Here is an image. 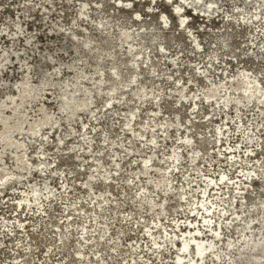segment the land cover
Segmentation results:
<instances>
[{
  "label": "rangeland",
  "instance_id": "1",
  "mask_svg": "<svg viewBox=\"0 0 264 264\" xmlns=\"http://www.w3.org/2000/svg\"><path fill=\"white\" fill-rule=\"evenodd\" d=\"M122 1L128 2V5L131 4V9L128 12L124 11L122 7L120 9L115 7L114 3H118L117 0H107L109 7L105 6L103 14H99L98 9H95L98 6L97 0H90L87 5L89 20L79 19L74 22L73 17H76L75 14L77 15L82 0H0V54L3 53L0 57V100H2L0 111L5 113L10 110L8 102L11 101V98L5 96L14 94L16 83L19 82V88L15 101H21L22 95L26 94L27 84H30L35 87V91L29 98L36 102L30 107L27 100L21 101L20 109L22 112H26V115L23 116L25 118L27 116L30 121L50 117L52 122L59 121L60 126L62 125L59 127L61 130L58 133L44 128L38 141L32 140L27 143L25 162L31 165L33 173L20 175L17 187L13 186L0 191V264H89L93 259L97 264H172L178 249V239H176V243H171L164 241L165 238L162 239L161 236L166 231L175 234L186 229V224H189L186 219L190 214V202L200 199L201 190L205 184L204 179L207 176L216 178L222 171L227 172L231 183H222V186L226 185L225 188L208 189L206 197L209 199L208 202H214L212 213L215 211L218 213L221 208L229 207L230 210L223 217H231L229 221L232 223L227 222V218H219V214H215L213 224L218 226L222 224L224 227L222 238L216 247L221 251L222 259L215 258L214 261V254L211 253L206 258V264H229L230 257L238 256V246L241 243L239 242L236 248L230 250L227 249L228 245L225 243L228 239H238L241 233H249L252 238V236H256L258 233L259 236L263 232L258 224L263 218L262 210L264 209V110L261 111L256 107L255 98L246 105H242V110L238 109L237 111L232 107L233 105L229 108L221 107L222 101L212 104L205 99V94L208 93L210 84L220 82L225 86L220 88L222 91L219 98L226 90L234 91L231 87L232 83H227V81L231 78L234 79V75L239 71L247 72L252 80H257L260 86H263L264 90V2L262 7H259V2L256 0H252L246 5L243 0H218L214 4L217 8L216 15H211L210 19L206 21H203L202 16L193 15L190 9L183 7L182 12H186V19L190 26L183 29L177 24L178 17L172 13L173 6L169 5L166 0H156L157 5L152 9L148 7V0L142 2ZM179 1L183 2V0ZM206 1L208 0L201 2ZM195 2L193 1L197 5ZM240 4L244 6V10L239 7ZM203 6L206 8V4ZM150 10L154 11L152 20L148 15ZM240 10L244 11L248 23L242 22L243 15L238 13ZM135 11L139 12L138 17L133 16ZM256 11L260 12L258 17L253 16ZM162 12L167 14L169 28H162L158 16ZM219 13L221 15L217 16ZM109 14H113L115 18L113 16L109 18ZM121 15L127 16L126 26L133 32L139 30L148 32L149 35L145 40L146 48L143 47L142 50L146 56L158 63V69L156 67L154 71L153 67L145 64L144 58L140 57L135 67L142 74L136 73L138 81L131 83V77L136 70L130 69V66L133 65L129 61L131 53L125 54L128 44L116 48L118 56L122 57L125 54L123 57L126 58L124 71L127 76L121 85L122 92L119 91L115 95L112 100L113 106L108 109L105 106L108 91L116 84V79L112 76V64L106 60L107 62L103 63V68L93 72L95 59H88L87 62L84 58L85 50L81 46L76 49L75 40L77 42L83 39L88 43L90 38H83L84 32L98 38V30L95 29L98 19L112 21L110 23L113 24L115 30L111 27L110 34L116 40ZM223 16H225V22L222 21ZM66 17L71 19L68 20ZM134 17L143 19L145 22L148 21V23L141 25L140 22L135 21ZM227 19L234 20L232 26L226 25ZM239 22H242L243 25H239ZM17 24L21 26V33L16 31ZM90 24H92L91 27ZM156 33H163V37L158 38L154 46L147 47L152 35ZM168 34H175L179 40L167 43L164 37ZM228 34L231 35V41L228 46H225L226 41H229L226 39ZM195 41L199 43V46ZM133 42L136 44L138 41L136 39ZM161 44H164V49H161ZM6 55L9 56V59L3 61L2 59ZM69 63L73 64L75 68L68 67ZM28 67L32 70L29 75L30 79L23 76ZM38 68L41 70L46 68L45 71H48L47 73L53 78L56 85L44 86L41 84L39 81L40 69ZM80 68L89 74L88 76L93 77L92 79L84 78L83 84L101 94L96 99L95 105L92 106L93 114L84 112L78 120L74 121L71 120V108L61 111V108L64 109L62 105L65 100L59 96V91L63 87V81L71 80L73 71ZM56 70L60 72L55 73ZM150 70L152 73H149ZM137 85L143 91L150 92V95L143 97L142 104L137 100L138 97L133 95L135 91L133 88ZM181 86H185L183 93L189 96L188 99L181 96ZM239 92L240 90L232 97L239 96ZM156 94H161L157 100L154 98ZM194 95H196L195 99L198 103L191 106ZM80 97L85 98V93L83 92ZM157 108L159 111L155 112ZM225 108L226 110H223ZM132 110L136 114L133 117L129 116L132 120L130 121L131 129H128L126 123ZM177 114H179V120H177L178 123H174ZM231 114L234 115L231 116ZM222 116L226 117V120H222ZM228 120L231 124L230 126L224 124L223 130L228 128L229 133L227 131L225 135H222L225 138L222 143H216V128ZM165 122L172 123L167 135L160 129L162 123ZM84 123L86 127L81 130V125L83 126ZM31 124L27 122L25 127H29ZM68 129L72 130V134H68ZM106 129L112 131L105 142ZM188 135L191 138V146L180 147L181 162L179 161L175 169L173 166L170 167L171 172L168 175L171 177V184L170 190H166V192L163 187H157L156 184L163 178L162 174L171 163L170 151L179 145L182 137ZM60 136L65 137V142L57 147ZM153 137H155L154 142L150 140ZM42 138L48 139L44 145L40 143ZM238 139L240 142H237ZM221 144L222 146H220ZM234 144V149L237 151L235 159H238V163L232 166L229 160L233 156L228 154L230 150L227 147ZM246 144L250 145L248 151H246ZM70 146L74 149L71 150ZM130 146L133 147L132 151L129 149ZM220 148L222 153L219 152ZM195 149L199 150V156L202 157L200 163L197 160L192 164L190 154ZM246 152H251L248 159H246ZM72 153L79 156H71L65 160L64 157L72 155ZM150 153L154 155L151 162L153 165L146 173L142 161ZM15 155V152L10 151L0 162L6 165L8 172H19L20 170L14 164ZM97 156L101 157V162L104 164V167H100L99 170L93 165V162L98 163L95 160L98 158ZM40 157L46 162V171L37 173ZM115 166L118 170L115 169ZM242 166L245 167V171L250 168L257 169L250 179L243 177L249 181L248 183L236 177L238 174L241 175ZM106 173L110 175L109 182L107 181L109 184L111 183L110 186L100 184ZM90 174H94L95 188L88 191L83 182L92 178ZM236 180L239 182L236 183ZM33 185L42 188L41 201L43 204L41 206L48 210L39 211L35 207L37 212L31 209L19 213L21 207H18L19 210H15V204L22 197L21 195L30 192ZM106 186H108V190ZM143 186L148 189V195L146 200L140 202L138 194L142 192ZM237 186L244 187L240 193H237L239 190L236 188ZM48 189L51 193L47 192ZM101 192L109 198V203L102 212H97L94 206L96 200L93 201L92 197ZM182 192H187L184 198L180 197ZM163 197H168L165 201L168 205L166 211L160 212L158 208H155L154 211L148 210L149 200L154 199L159 203ZM231 202L233 204L230 206ZM212 203L210 202L209 205ZM254 203L256 204L254 205ZM116 204L119 207L114 210L111 206H116ZM239 211H241L240 217L232 220ZM68 212L73 214L68 215ZM191 214L193 215L195 212H191ZM25 217H28L27 220ZM200 218L201 216L195 221V224H203V221L199 222ZM70 220L73 221L70 223ZM176 220H179L177 226H175ZM156 221L158 227L152 228L151 226H154ZM247 221H250V225L245 229ZM148 226L154 232V236L158 237L157 240L164 241L160 251H154V241L146 231ZM101 227H108L105 237H99ZM122 230L123 232H121ZM61 231L63 234L68 233L71 239L66 249L60 247ZM208 234L211 233L208 231ZM97 241H101V244L98 245ZM80 247L86 255L82 257L86 258L84 262L79 259L80 255L76 253ZM260 260L264 261V257ZM239 264L246 263L241 261Z\"/></svg>",
  "mask_w": 264,
  "mask_h": 264
},
{
  "label": "bare ground",
  "instance_id": "2",
  "mask_svg": "<svg viewBox=\"0 0 264 264\" xmlns=\"http://www.w3.org/2000/svg\"><path fill=\"white\" fill-rule=\"evenodd\" d=\"M48 1V0H47ZM107 0H97V4L98 6L95 7V9H98L99 14L102 13L105 10V6L107 5ZM140 2H142L143 0H138ZM149 2L148 7L150 9H152L153 6L157 5L156 0H148ZM159 1V0H158ZM193 1L196 0H183L182 1H173L171 0V3L167 2L169 5H172L174 9H172V13L178 17V26L180 28H187L189 26V22L187 21V17H186V12H177L174 13V10H176L177 8L182 9L184 8H188L190 9L191 14H196L199 16H202L204 18L203 21H206L207 19H210L209 17H211V15H216L215 13L217 12V8L213 7L211 10H209L211 8L212 5H214L215 3H217L218 0H208L206 2H201L204 0H199L200 2L196 4L193 3ZM245 5L247 3H251L252 0H243ZM257 2H259V7H262V4L264 2V0H256ZM90 0H82L81 4H80V8L77 10V15L75 14V18L73 17L74 22L76 20H83L85 21L86 19L89 20L87 17L89 16L88 11H87V5L89 4ZM118 3H114L115 7H118L120 9V7H122V9L126 12H128V10L131 9V7H128V2H124L122 0H117ZM43 3V2H42ZM51 3V2H50ZM186 3L189 5L187 6ZM196 3V2H195ZM49 4V3H48ZM53 4V3H52ZM117 4H121L120 6ZM206 4V8H204V6L202 7V5ZM257 4V3H256ZM186 5V6H185ZM46 6V5H45ZM44 6V7H45ZM55 6V4H54ZM50 7V6H49ZM109 7V6H108ZM219 7V6H218ZM239 7H242V9L244 8V6L242 4H240ZM27 8V7H26ZM25 8V9H26ZM209 8V9H208ZM220 8V7H219ZM47 9V8H46ZM240 9V8H239ZM241 9V10H242ZM260 10V8H258ZM257 9V10H258ZM112 10V9H111ZM192 10V11H191ZM238 11V13H240L242 16V22H246V18L247 16L244 14V11ZM244 10V9H243ZM256 10V9H255ZM258 10V11H259ZM114 11V10H113ZM112 11V12H113ZM116 11V10H115ZM256 11L254 13L253 16L258 17V15L260 14V12ZM69 12V11H67ZM66 12V13H67ZM73 13V11H72ZM71 13V14H72ZM114 13V12H113ZM119 14H122L120 12H118ZM125 13V12H124ZM154 11H148V15H150V20L153 19L152 15H153ZM65 14V12H64ZM69 14V13H68ZM118 14V16H119ZM236 14V13H235ZM127 15V14H126ZM126 15H121L120 17V28L118 30V32H116L117 37L116 40L114 39V37L110 34V30L111 27L114 28L113 24H111L110 19H98L97 24H96V31L98 30V38L91 36L89 33H85L83 34V38L85 37H89L90 41L87 43L85 42V40L83 41H77L75 40V43L77 44V46L75 47L76 49L81 46L85 52L86 55L84 58H86V61L88 59H95L94 61V70L93 72H96L99 68H103V63L108 60L110 64H112V76L116 79V84L112 86V88H110V90L108 91V98L106 100L105 106L110 109L112 108L111 106H113V98L115 97V95L117 93H119V91H121V85L123 80H125L124 78L127 76V74L124 71V64L126 62V58H123L125 56V54L131 53V57L129 59L130 62L133 63L132 66H130V69H135L136 71L134 72V74L131 77V83L138 81V79L136 77L137 74H142L141 71H137V63H138V59L140 57H143L144 60L143 62L151 67H153V70H156L157 64L156 62H154L153 60H151L148 56H146L145 52L142 50L143 47H145V40L148 37V32L139 30L138 32H133L132 30H130L127 26V16ZM137 16L139 15L138 11H135L133 16ZM221 13H219L217 16H220ZM99 16V15H98ZM102 16V15H101ZM114 17L113 14H109V18ZM159 19L162 18V20H160L161 24H162V28H169V22L167 20V14H165V12L158 14ZM65 17V16H64ZM95 17V16H94ZM93 17V18H94ZM227 17V16H226ZM264 17V16H263ZM63 18V17H62ZM67 18V17H66ZM65 18V19H66ZM78 18V19H77ZM90 18V17H89ZM101 18V17H100ZM115 18V17H114ZM129 18V17H128ZM68 19V18H67ZM71 19V18H70ZM68 19V20H70ZM135 21L140 22L141 25H146V23H148V21H144L143 19L140 18H135ZM260 19V18H259ZM264 19V18H263ZM257 20V19H256ZM66 21V20H65ZM223 22H225V16H223ZM234 20H230L227 19L226 21V25L227 26H232L231 24L234 23ZM260 21V20H259ZM58 22V21H57ZM62 21H60L61 23ZM242 22H239V25H243ZM78 23V22H77ZM83 23V22H82ZM114 23V22H113ZM236 23V22H235ZM57 24V23H56ZM62 24V23H61ZM64 24V23H63ZM71 24V22H70ZM94 24V23H93ZM80 25V24H79ZM84 25V24H83ZM88 25V24H87ZM86 25V26H87ZM92 24H90L91 27ZM116 25V24H115ZM128 25V24H127ZM250 25V24H249ZM66 26V25H65ZM74 26V25H73ZM56 27V26H55ZM190 27V26H189ZM59 28V27H58ZM71 28V27H70ZM247 28V27H246ZM23 29V26H22ZM60 29V28H59ZM83 29V28H82ZM86 29V27H85ZM182 29V30H183ZM21 30V26L19 24H17V32H20ZM81 30V29H80ZM115 30V28H114ZM58 31V30H57ZM88 31V30H87ZM86 31V32H87ZM78 32V31H77ZM81 33V31H79ZM83 32V31H82ZM89 32V31H88ZM185 32V31H184ZM21 33V32H20ZM95 33V31H94ZM150 33V32H149ZM187 33V32H186ZM264 33V32H263ZM76 34V33H75ZM114 34V33H113ZM79 35V34H78ZM179 35V34H178ZM193 35V34H192ZM77 36V35H76ZM187 36V35H186ZM231 35L228 34V36L226 37V39H229V41H226V43L224 44L225 46H228L230 44V37ZM74 37V34H73ZM163 37V33H156L153 34L151 37V40L148 44L147 47H152L155 45L156 40L158 38H162ZM191 37V36H190ZM33 38V37H32ZM65 38V37H64ZM165 40L167 43H170L172 41L175 40H179V38H177V36L175 34H168V36L166 35ZM66 39V38H65ZM80 39V38H79ZM137 39L138 42H136V44H134L133 41H135ZM225 39V40H226ZM78 40V39H77ZM64 41V40H63ZM71 42V41H70ZM69 42V43H70ZM180 42V41H179ZM62 43V42H61ZM128 44V46H126L127 50L125 51L124 56H118L116 53V48L119 47H123L125 44ZM196 45L199 46V43L197 41H195ZM65 44V43H63ZM75 44V45H76ZM66 45V44H65ZM69 45V44H68ZM136 45V46H135ZM161 49H164V44H161ZM195 46V45H194ZM202 46V45H201ZM74 47V46H73ZM146 48V47H145ZM196 48V47H195ZM136 50V51H135ZM148 50V49H147ZM74 51V50H73ZM83 51V50H82ZM135 51V52H133ZM151 51V50H150ZM63 52V51H62ZM133 52V53H132ZM3 53L0 54V57ZM18 54V53H17ZM45 54V53H44ZM77 54V53H76ZM42 55V54H41ZM49 55V54H48ZM79 55V54H78ZM84 55V52H83ZM163 55V54H162ZM21 56V55H20ZM50 56V55H49ZM150 56V55H149ZM3 57V56H2ZM51 57V56H50ZM148 57V58H147ZM43 58V57H42ZM48 58V57H47ZM46 58V59H47ZM80 58V57H79ZM147 58V59H146ZM171 58V57H170ZM9 56H4L3 57V61L8 60ZM51 59V58H50ZM82 59V58H80ZM146 59V60H145ZM74 60V59H73ZM79 60V59H78ZM171 60V59H170ZM43 61V60H42ZM41 61V62H42ZM47 61V60H46ZM76 61V60H75ZM89 61V60H88ZM87 61V62H88ZM40 62V63H41ZM107 62V61H106ZM44 63V62H43ZM46 63V62H45ZM53 63V62H52ZM77 63V62H76ZM51 64V63H50ZM70 64V63H69ZM90 64V63H89ZM43 65V64H42ZM91 65V64H90ZM81 66V65H80ZM87 66V65H86ZM84 66V67H86ZM91 66V67H93ZM106 66V65H105ZM40 67V66H39ZM43 67V66H42ZM68 67L70 68H75V66L73 64H70ZM78 67V66H77ZM76 67V68H77ZM90 67V66H89ZM83 68V66H82ZM80 68V69H75L73 71V78L71 80H64L63 81V87L61 89V91H59V96L61 98H63L65 100V103L62 105L63 108H61V111L65 110V109H70L71 108V115H72V119L71 120H78L79 116H81L82 113L84 112H88L90 114L92 113V106L93 104L96 102V99L99 98V95L101 93L94 91L92 88H87L83 83V79L87 78V79H92V76H88L89 74L85 73V71ZM40 69V68H38ZM158 69V67H157ZM46 68L43 70L40 69L39 72V81L41 84H43L44 86L47 85H56V83H54L53 78H51V76L47 73L48 71H45ZM224 70V69H223ZM32 70H30V67H28L27 70L24 71L23 76L27 77L30 79L31 76L30 72ZM67 71V70H66ZM60 72L59 70H56L55 73ZM69 72V71H68ZM54 73V72H53ZM52 73V74H53ZM63 73V72H62ZM61 73V74H62ZM92 73V72H91ZM137 73V74H136ZM149 73H152V71L150 70ZM51 74V75H52ZM154 74V73H153ZM56 76V74H54ZM92 75V74H91ZM67 76V75H66ZM35 77V76H34ZM65 77V76H64ZM228 77V76H227ZM35 79V78H34ZM233 78H231L232 80ZM101 80V79H100ZM228 80V79H227ZM228 80L227 83H232L231 87L234 89V91H228L226 90V92L219 98L218 96L220 95V92L222 90H220L221 87L224 88V84L223 83H213L210 84L209 87V91L208 93L205 94V99H207L209 102H211L212 104L215 103H220L222 101L223 105L221 107H227L229 108L231 105H233L232 107H234L237 111L242 110V105H246V103L253 101V98L256 99V102L254 103L256 105V107H258L261 111L264 110V90H263V86L261 87L259 82L257 80H252L251 76L245 72V71H239L236 75H234V79L231 81ZM223 81V80H222ZM61 82V81H60ZM59 82V83H60ZM226 82V81H225ZM58 83V84H59ZM5 84V83H4ZM78 84V85H77ZM101 85V84H100ZM100 85H98V88H100ZM15 92L14 94H7L5 97H10L11 101L8 102L10 105V110L7 112H2L0 111V124H1V129H0V162L4 159L5 154L8 152H15V156H14V160H15V165L17 166L19 170V172H8L7 171V167L6 165L1 164L0 163V191H3L5 189H10L13 186H16L18 184L19 177L20 175H30L31 173H33V169L31 168V165L25 162V157L27 155V143L28 142H32V140H39V137L42 135V130L48 129L51 131H54L55 133H58L59 127L60 126V122L59 121H55L52 122L50 117H45L43 119H38V120H33L30 121L29 118L26 116V118L23 115H26V112H22V110L20 109L21 106V101L27 100L29 102L30 107L36 102L34 99H30L29 96L35 91V87L33 85L27 84L25 91L26 94L22 95V99L21 101L16 100L15 101V96L17 95V90L19 88V82L15 84ZM49 87V86H48ZM55 87V86H54ZM5 88V87H4ZM52 89V88H51ZM58 89V88H56ZM135 91L133 93L134 96L138 97L137 100L142 104L144 102L143 97L150 95V92H145L141 89V87H139L137 85V87L133 88ZM185 86H181L180 88V92H181V96L185 97L186 99H188V95H186L184 92ZM59 90V89H58ZM240 90L239 92V96H233V94H236L237 91ZM85 93V98H81L80 95L82 93ZM122 92V91H121ZM120 92V93H121ZM161 94H156L154 96V98L157 100L159 99ZM55 96V95H54ZM123 96V95H122ZM126 96V95H125ZM117 97V96H116ZM119 97V96H118ZM121 97V96H120ZM196 95L193 96V102L191 104V106H195L197 105V101L195 99ZM55 98V97H54ZM122 98V97H121ZM118 99V98H117ZM123 99V98H122ZM145 99V98H144ZM221 99V100H220ZM23 100V101H24ZM2 102V100H0V103ZM184 102V101H182ZM232 102H234L233 104H231ZM95 105V104H94ZM103 106V107H105ZM106 108V109H107ZM96 109V108H95ZM100 110V109H99ZM223 110H226L223 109ZM229 110V109H228ZM95 111V110H94ZM101 111V110H100ZM159 109H155V112H158ZM154 112V113H155ZM228 112V111H227ZM21 113V114H20ZM24 113V114H22ZM101 113V112H100ZM108 113V112H107ZM210 113V112H209ZM235 113V112H234ZM105 114V113H104ZM136 112H134V110L131 111V113L128 115V120H127V127L128 129H131L130 127V121L132 120L131 118H129V116L131 115L132 117L135 116ZM227 115V114H226ZM234 114H231V116ZM97 116V115H95ZM154 116V115H153ZM101 117V116H100ZM230 117V116H229ZM178 118V119H177ZM226 118V117H225ZM224 116H222V120L225 119ZM228 118V117H227ZM90 119V118H89ZM105 119V118H104ZM176 121L174 120V123H178L177 120H179V114L176 115L175 117ZM209 119V118H207ZM235 119V118H234ZM226 120V119H225ZM84 121V120H82ZM88 121V120H87ZM94 121V120H92ZM237 121V120H236ZM32 123L29 127H25L26 123ZM242 122V121H241ZM234 123V122H233ZM236 123V122H235ZM71 124V123H70ZM172 124V123H170ZM169 123L165 122L162 123V125L160 126V129L163 131L164 134H168L169 128L171 127ZM228 125L230 126L231 122L228 121H224L222 123V126H218L216 128V139L215 142L216 143H222V141L225 139L222 135H225L226 132L228 131L229 133V129H225L223 130V125ZM110 125V123H109ZM221 125V124H220ZM75 126V125H74ZM80 126V125H79ZM73 127V126H72ZM86 127L85 123L83 124V126L81 125V130H83V128ZM233 127V126H232ZM243 127V126H241ZM26 128V130H25ZM68 128V127H67ZM109 128V127H108ZM231 129V127H230ZM233 129V128H232ZM63 130V129H62ZM160 130V131H161ZM65 131V130H64ZM76 131V128H75ZM110 131H112L111 129H106L105 131V142L106 140L110 137ZM63 132V131H62ZM67 132V131H66ZM82 132V131H81ZM242 132V131H241ZM61 133V132H60ZM64 133V132H63ZM112 133V132H111ZM44 134V133H43ZM68 134H72V130L68 129ZM75 134V133H74ZM104 134V132H103ZM61 135V134H60ZM81 135V134H79ZM89 135V134H87ZM84 136V135H83ZM86 136V135H85ZM131 136V134H130ZM164 136V135H163ZM44 137V136H43ZM72 137V136H71ZM78 137V136H77ZM76 137V139H77ZM82 137V136H81ZM80 137V138H81ZM90 137V136H89ZM29 138V140H28ZM48 138V137H47ZM54 138V137H53ZM65 138V137H64ZM64 138L62 136H60L58 138V144L57 147L62 143L65 142ZM74 138V137H72ZM112 138V137H111ZM250 138V136H249ZM248 138V139H249ZM50 139V137H49ZM75 139V138H74ZM181 142L179 143V145H176L169 153V158L172 159L170 165L165 169V172L162 174L163 178L156 184L157 187H163V190H170V184H171V177L168 175L170 171V167L173 166L174 169L178 166L177 164H179L180 158H181V150L180 147L183 145H190L191 144V138L188 135L187 137H182L181 138ZM227 139V138H226ZM45 138H42V141L40 139V143L41 145H44V143L46 142ZM78 140V139H77ZM80 140V139H79ZM152 142L155 141V137H153L152 139H150ZM57 141V140H55ZM75 141V140H74ZM82 141V140H81ZM90 141V140H89ZM86 142V141H85ZM91 142V141H90ZM104 142V141H103ZM237 142H240V139L237 140ZM245 142V141H244ZM39 143V144H40ZM67 143V142H66ZM79 143V142H78ZM93 143V142H92ZM224 143V142H223ZM49 144V143H48ZM87 144V143H86ZM156 144V142H155ZM47 145V144H46ZM63 145V143H62ZM81 145V144H80ZM83 145V143H82ZM94 145V144H93ZM105 145V144H104ZM108 145H110L108 143ZM112 145V142H111ZM76 146V145H75ZM89 146V145H88ZM191 146V145H190ZM222 146V144L220 145ZM234 146L231 147H227V149L230 150V152L228 154L232 155L233 157H231L229 160L232 166L236 165L238 163V159H235V157H237V151L234 149ZM240 146V145H239ZM39 147V145H38ZM63 147V146H62ZM71 147V146H70ZM80 147V146H79ZM93 147V146H92ZM101 147V146H100ZM246 151H248L250 149V145L246 144ZM64 148V147H63ZM81 148V147H80ZM41 149V148H40ZM46 149V148H44ZM62 149V148H61ZM69 149V147H68ZM71 150H73L74 148L71 147ZM76 149V148H75ZM130 151H132L133 147H129ZM93 150V149H92ZM95 150V148H94ZM93 150V151H94ZM101 150V149H100ZM87 151V150H86ZM198 149H195L192 151V153L190 154V161L193 164L194 162H196L198 160V163L201 162V157L199 156L200 154L198 153ZM252 151V150H251ZM152 152V151H151ZM219 152L222 153L221 148L219 150ZM226 152V150H225ZM59 153V152H58ZM62 153V152H61ZM93 153V152H92ZM247 153V152H246ZM227 154V152H226ZM250 153H247V158L248 159L250 157ZM59 155V154H58ZM66 155V154H64ZM63 155V156H64ZM77 154L72 153V155H67V157H64L65 160H68L71 156H75L76 157ZM183 155V154H182ZM45 156V155H44ZM61 156V155H60ZM79 156V155H77ZM90 156V155H88ZM153 154L150 153L149 155L145 156L143 161L144 165L142 163L143 169L145 170L144 172L148 173L149 172V167L151 165H153L152 159H153ZM62 157V156H61ZM74 157V158H75ZM98 157V156H97ZM114 157V156H113ZM242 157H244V155H242ZM63 158V157H62ZM63 158V159H64ZM90 158V157H89ZM28 159V158H27ZM26 159V160H27ZM40 161L37 164V173L39 171L43 172L46 171V162L43 160V158L40 157ZM93 159V157H92ZM229 159V157H228ZM56 160V159H54ZM59 160H62L59 158ZM95 160H97L98 163H94L93 165L95 167H97V169L99 170L100 167H104V164H102L101 162V157L95 158ZM64 161V160H63ZM74 161V159H73ZM94 161V159H93ZM228 161V162H229ZM62 162V161H61ZM65 162V161H64ZM63 162V163H64ZM68 162V161H67ZM72 162V161H70ZM181 162V161H180ZM7 163V162H6ZM116 163V162H115ZM198 163L197 166H198ZM71 164V163H70ZM69 164V167H70ZM73 164V163H72ZM117 164L119 165V162L117 160ZM181 164V163H180ZM33 165V164H32ZM49 166V164H47ZM52 165V164H51ZM262 166V164H261ZM116 167V166H115ZM152 167V166H151ZM242 170H240V174L236 175V177H239V180H245L243 179V177H247V179H250V176L253 175V172L256 170H253L252 168H250L249 170L245 171V167L242 166ZM121 170V167H119ZM35 169V168H34ZM107 171V168H105ZM114 169V168H113ZM116 170H118V168H115ZM173 169V170H174ZM241 169V168H240ZM247 169V167H246ZM237 171V170H236ZM56 172V171H55ZM96 172V171H95ZM119 172V171H118ZM15 173V174H14ZM35 173V172H34ZM103 173V172H102ZM101 173V174H102ZM109 173V172H108ZM121 173V172H120ZM90 177L92 178H88L86 181L83 182V185L85 187V189H87L88 191H90V189H92L95 185V180H94V174H90ZM110 175L109 174H104L103 178L101 179L102 182H100L101 185H108L110 186V184L108 183V179H109ZM101 178V177H100ZM97 179V178H96ZM231 179L228 178V174L227 172H220L219 175L214 178L213 176H207L204 179V186L203 189L201 190L202 195L200 196V199H198L197 201L194 202H190L191 205V209H190V214L187 216L186 222H189V224L187 223L186 225V229H183L181 232H177L175 234H173L171 231L167 232L161 236L162 239L165 238L164 241H170L171 243H176V239H178V246H177V250H176V256L174 257V260L171 262L172 264H206V258L208 255H210L211 253L214 254V261L215 258L221 260L222 259V255H221V251H219L218 249H216L217 244L219 242V240H221L222 238V234L224 231V227L222 226V224L220 226L213 224V218H215V214L217 213L216 211L212 213V209L214 207V202L212 203V201H210L212 204L209 205L210 202L209 199L206 197L207 195V191L208 189H219V188H225V186H222V183L227 184V183H231L230 181ZM239 180H236L235 182L238 183ZM108 181V182H107ZM233 183H235L234 181H232ZM246 183H248V180H245ZM213 183V184H212ZM235 183V184H236ZM3 184V186L1 187V185ZM47 184V183H46ZM9 185V186H7ZM36 185V184H35ZM212 185V186H210ZM34 186V185H33ZM108 186L107 190H108ZM229 186V184H228ZM17 187V186H16ZM40 187V186H39ZM42 187V186H41ZM172 187V186H171ZM211 187V188H210ZM44 188H46L44 186ZM95 188V187H94ZM239 188V190L237 191V193H240L241 189L244 188L242 187H236ZM50 189V188H49ZM48 189V190H49ZM142 192H140L138 194V197L140 200L138 201H142V200H146L147 199V195H148V189L143 186L142 188ZM166 191V192H167ZM48 193H51V191H47ZM185 193L187 192H182L181 194V198H184ZM218 193V192H216ZM41 194H42V188H38V187H32V189L30 190L29 193H26L24 196L21 195L22 197H20L18 199V201L16 202V206H15V210H19L18 207H21L19 210V213L21 212H25L26 210H31L33 209L34 212H37V210H35V207L40 211H47L48 209L44 208V206H41V204H43V202L41 201ZM53 194V193H52ZM43 195V194H42ZM46 195V194H45ZM236 196V195H235ZM168 199V197H163L162 200L158 203L155 202L154 199L149 200V205L148 210L149 211H154L155 208H158L161 211H166V209L168 208V205L166 204V200ZM43 201H45V199H42ZM92 200H96L95 201V207H96V211L97 212H102L105 207H107L108 203H109V198L107 196H105L103 194V192L101 193H96L93 197ZM52 201V200H51ZM53 202V201H52ZM34 203V206H32ZM233 204L232 202L230 203ZM256 203H254L255 205ZM157 205H159V207H156ZM98 206V207H97ZM114 210H116L119 205L116 204L111 206ZM203 210V211H202ZM230 208L229 207H223L220 209V212H218L217 214H219V218H222L224 214H226L227 211H229ZM191 212H195V214H191ZM18 213V214H19ZM29 213V212H28ZM28 213H26L28 215ZM240 213L241 211H239L235 217L232 218V220L237 219L240 217ZM263 213V218L260 220V224L259 228L261 229V231L263 230L262 234L258 236V234L256 236H252L251 238V234L249 233H241L238 236V239H228V241H226L225 243L228 245L227 249H234L237 247L238 243L240 242L241 245L238 246V256L237 257H230V262L229 264H239V262L243 261L246 264H264V261L260 260V258L264 257V209L262 210ZM17 214V216H18ZM41 214V213H40ZM68 215H72L73 213L68 212ZM103 214V213H102ZM235 214V212H234ZM232 215V214H231ZM199 216H201V218L199 219V222L203 221V224L200 223H196L195 221L198 220ZM28 217H25V219L27 220ZM32 218V217H29ZM160 218V217H159ZM192 218V219H189ZM223 218H227L229 223H232L229 221V218L231 217H223ZM96 219V218H95ZM122 219V218H121ZM74 220V219H73ZM70 220V223L73 221ZM97 222H99V220L96 219ZM103 222V221H101ZM184 222V223H186ZM21 223V222H20ZM179 224V220L175 221V226H177ZM228 224V223H227ZM3 225V224H2ZM22 225V224H21ZM193 225V227H188ZM250 225V221H247L246 225L244 226V228L246 229L247 227H249ZM9 226V225H7ZM59 226V225H58ZM152 228H156L158 227V222L156 221V224L154 226H151ZM60 228V226H59ZM206 228H208L206 230ZM84 230V228H83ZM244 230V229H243ZM242 230V231H243ZM149 233V236L152 237L154 244H155V249L154 251H160L161 246L163 244L164 241L161 240H157L158 237L154 236V232H152V229L148 226L147 230ZM208 231L211 234H208ZM85 232V231H84ZM84 232H82L83 236L86 237L84 235ZM99 237H105L108 233V227H101V229L99 230ZM123 232V230L121 231ZM146 232V233H147ZM258 236V237H257ZM70 236L68 235V233L63 234V232L61 231V236L59 238L60 241V247L66 249L68 244H70L71 239L69 238ZM160 237V236H159ZM218 237V239L216 238ZM250 239H249V238ZM194 243L195 245H197L198 248V253H199V257L197 256V253L194 249L193 246H191V244ZM97 244L100 245L101 241H97ZM103 246V245H102ZM185 246H187V251L185 252L183 249L185 248ZM244 246V247H243ZM191 247V248H190ZM246 250H245V249ZM133 251V250H132ZM209 251V252H208ZM77 255H80V260L82 262L85 261V259H83L82 257H85L86 255L84 254V250L80 247L78 248V250H76ZM230 254V252H227ZM83 259V260H82ZM89 264H97L96 260H92Z\"/></svg>",
  "mask_w": 264,
  "mask_h": 264
},
{
  "label": "water",
  "instance_id": "3",
  "mask_svg": "<svg viewBox=\"0 0 264 264\" xmlns=\"http://www.w3.org/2000/svg\"><path fill=\"white\" fill-rule=\"evenodd\" d=\"M136 1H138V0H136ZM167 2H168V0H166ZM198 2H200L199 0H196V3H198ZM117 5H121V4H117ZM187 6H189L188 4H186ZM213 7H216L215 5H212L211 6V8L209 9V10H211ZM180 12H182V11H180ZM174 13H177V11L176 10H174ZM160 20H162V18H160ZM217 239H218V237H216ZM191 246H193L194 247V249H195V251H196V253H197V256L199 257V253H198V248H197V245H195L194 243H192L191 244ZM191 248V247H190ZM188 249V248H187ZM186 252V251H185Z\"/></svg>",
  "mask_w": 264,
  "mask_h": 264
},
{
  "label": "snow or ice",
  "instance_id": "4",
  "mask_svg": "<svg viewBox=\"0 0 264 264\" xmlns=\"http://www.w3.org/2000/svg\"><path fill=\"white\" fill-rule=\"evenodd\" d=\"M168 2L171 3V0H168ZM128 7L130 8L131 7V4H129ZM176 11L179 12V11H182V9L177 8ZM183 250L184 251H187V246H185V248Z\"/></svg>",
  "mask_w": 264,
  "mask_h": 264
}]
</instances>
